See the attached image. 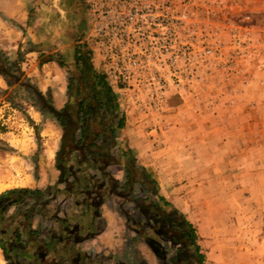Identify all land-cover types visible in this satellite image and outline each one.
Segmentation results:
<instances>
[{
    "label": "rangeland",
    "instance_id": "rangeland-1",
    "mask_svg": "<svg viewBox=\"0 0 264 264\" xmlns=\"http://www.w3.org/2000/svg\"><path fill=\"white\" fill-rule=\"evenodd\" d=\"M153 1L151 33L139 31L120 46L123 69L111 17L89 12L81 0L29 6L20 39L0 20V65L14 76L0 75V194L43 189L57 212L63 201H82V185L56 169L62 128L46 109L64 105L66 73L82 46L111 80L121 156L126 150L144 166L157 201L188 221L202 263L264 264V0H166L164 36L163 5ZM204 48L210 57L199 56ZM27 204L3 214L0 239L11 230L7 216ZM29 210L47 216V208ZM120 212L134 217L128 208ZM125 223V240L143 250ZM5 254L0 264H9Z\"/></svg>",
    "mask_w": 264,
    "mask_h": 264
},
{
    "label": "flooded vegetation",
    "instance_id": "flooded-vegetation-1",
    "mask_svg": "<svg viewBox=\"0 0 264 264\" xmlns=\"http://www.w3.org/2000/svg\"><path fill=\"white\" fill-rule=\"evenodd\" d=\"M76 50L88 57L82 46H76ZM104 87L108 90V100ZM65 96L61 108L64 128L59 147L62 148L60 165L62 173L70 174L74 184L82 185L81 202L95 207L108 198H120L122 203L116 204L117 209L134 212V217L124 215V219L145 244L155 264H203L182 218L164 211L144 194L135 195L136 185L140 192L150 194L148 183L142 181L145 177L126 174L123 166L120 179V152L115 138L118 108L114 91L103 73L88 59L83 63L73 60L66 73ZM78 174L82 175L80 180L76 178ZM31 213L26 214L28 219ZM3 246L7 257L9 245ZM7 260L9 264H17L16 260Z\"/></svg>",
    "mask_w": 264,
    "mask_h": 264
},
{
    "label": "crops",
    "instance_id": "crops-1",
    "mask_svg": "<svg viewBox=\"0 0 264 264\" xmlns=\"http://www.w3.org/2000/svg\"><path fill=\"white\" fill-rule=\"evenodd\" d=\"M39 3H41L40 0H0V20L4 21L3 25L7 34L20 39L23 31L27 33L28 28H25V23L28 19V8ZM10 24L13 28H10ZM15 28L18 31H15ZM0 49L3 50L5 47L1 45ZM119 163L121 179L124 165L121 155ZM141 167H137L143 170L139 176L145 177L144 182H150L151 176L144 166ZM149 182L147 189L152 195V198H149L150 201L188 223L178 210L157 201L154 195L156 193ZM139 188L135 186L136 192ZM35 190L42 193L40 199H25L23 206L29 202L25 211L7 216V225H10L11 230L3 236V239H0L2 245H9L7 258L16 260L17 264H155L145 244L142 243L144 246L142 250L139 246H134L135 243L130 246L131 242L127 243L125 240L124 232L129 227L120 209H117L116 204H119L120 198H108L95 207L92 204L88 205L87 202L67 200L63 201L65 203L57 212L56 198L49 200L46 190L39 188ZM136 192L137 197H139L138 194H148L143 191H139L138 194ZM46 195L48 196L47 205H43L42 200ZM157 196L161 195L157 194ZM19 206V204L10 206L7 211ZM30 207L32 209L47 208V216L43 213L45 210L43 212L33 210L29 220L26 214L30 212L28 211ZM62 215L69 217L66 229L56 225V219Z\"/></svg>",
    "mask_w": 264,
    "mask_h": 264
},
{
    "label": "built area",
    "instance_id": "built-area-1",
    "mask_svg": "<svg viewBox=\"0 0 264 264\" xmlns=\"http://www.w3.org/2000/svg\"><path fill=\"white\" fill-rule=\"evenodd\" d=\"M84 6L87 8L89 12H102V17L109 15L111 17V20L113 22V28H112V34L114 36V39L116 41V45L114 46V49L116 51L117 56V64L116 67H121L123 60L121 57L123 55H119L121 50L120 46L126 37L133 35V34H139L138 32L144 30L145 34L151 33V16L152 11H154L155 6L154 3L156 1L153 0H81ZM166 0H161V3L163 5H160L159 8V20L161 21V26L163 28V36L165 35V11L166 7L165 5ZM162 13L164 15H162ZM99 35H105L107 32L105 30H98ZM140 35H143L141 32ZM164 39V38H163ZM235 45L237 46V52L238 54L244 53V49L240 46V42L236 41ZM163 51L166 54V47L165 42L162 45ZM241 48V49H240ZM212 54V50L210 48H204L201 50L199 56L201 58H208ZM120 58V59H119ZM117 73L120 75L121 72L119 69H116ZM106 80L111 82L109 76H106L105 72H102Z\"/></svg>",
    "mask_w": 264,
    "mask_h": 264
},
{
    "label": "trees",
    "instance_id": "trees-1",
    "mask_svg": "<svg viewBox=\"0 0 264 264\" xmlns=\"http://www.w3.org/2000/svg\"><path fill=\"white\" fill-rule=\"evenodd\" d=\"M87 59L88 58L85 56L84 52L82 53L80 50H76L74 52V55H73L74 61L83 63V62H86ZM2 67L0 65V75L5 80H7L10 77L14 78L13 74H11L8 69L2 68ZM25 87L30 88V86L28 84H26ZM104 93H105L104 95L106 96L105 99L108 100L107 99L108 90L105 87H104ZM35 94L40 100H42L41 94L39 92H37L36 90H35ZM46 109L49 110V112L54 116V118L57 120V122L59 123V125L63 129L64 128V122L62 120V115H63L64 109L55 110L50 106H48V107L46 106ZM121 124L122 123H121V120L119 118L118 122H117V129L118 130L120 129ZM124 153H125L124 156L123 155L122 156H123V163H124L123 166H125L126 174L131 172V173H134V175L136 177H138L140 173H143V170L134 166V163H133L131 157H128L126 150ZM61 154H62V148L56 153V165L55 166L59 172L63 171L62 166L60 165L62 160L59 158ZM123 172H124V169H123ZM146 180H150V179H146ZM142 181L144 182V180H142ZM148 182L146 181V183H148ZM150 182H151V186H152V184H153L152 180H150ZM41 195H42V193L40 191H37V190L31 191L29 189H11V190H7V191L2 192L0 194V223L2 220L3 214L7 211V209L10 206H13L16 204L22 205L24 200L28 197H33L34 200L40 199ZM146 197L149 198V196H146ZM28 211H30V210H28ZM68 220H69V217L67 215H62L56 219L57 223H60L61 226L63 225V228L65 227V229H66V223L68 222ZM183 222L187 226V228L190 232V235H191V239H192L193 235H192L190 225L188 223H186V221H184V220H183ZM14 231H16V230H14ZM0 250L3 252V254L5 253L4 252V246L1 244V242H0ZM200 260H201V257H200Z\"/></svg>",
    "mask_w": 264,
    "mask_h": 264
},
{
    "label": "bare ground",
    "instance_id": "bare-ground-1",
    "mask_svg": "<svg viewBox=\"0 0 264 264\" xmlns=\"http://www.w3.org/2000/svg\"><path fill=\"white\" fill-rule=\"evenodd\" d=\"M1 189V188H0Z\"/></svg>",
    "mask_w": 264,
    "mask_h": 264
}]
</instances>
